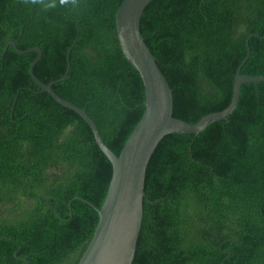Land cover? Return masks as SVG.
I'll list each match as a JSON object with an SVG mask.
<instances>
[{"label": "trees", "instance_id": "trees-1", "mask_svg": "<svg viewBox=\"0 0 264 264\" xmlns=\"http://www.w3.org/2000/svg\"><path fill=\"white\" fill-rule=\"evenodd\" d=\"M122 0H0V264H77L111 164L87 124L28 73L83 109L118 155L143 113L124 57ZM264 76V0H152L140 34L189 124L225 109L234 73ZM69 51L68 61L67 52ZM131 264H264V82L197 135L164 136L148 162Z\"/></svg>", "mask_w": 264, "mask_h": 264}, {"label": "water", "instance_id": "water-1", "mask_svg": "<svg viewBox=\"0 0 264 264\" xmlns=\"http://www.w3.org/2000/svg\"><path fill=\"white\" fill-rule=\"evenodd\" d=\"M151 1L122 0L114 16L120 49L139 74L144 90L142 116L118 155L103 143L94 122L83 109L62 99L52 90V85L67 75L69 64L67 63L62 77L45 84L33 74V67L41 56V50L34 46L20 51L15 47L14 41L7 44L18 53H36L28 68L30 78L40 92L47 93L55 103L73 111L87 124L97 147L111 164V177L100 208L89 204L98 220L77 264H131L142 221L146 168L158 143L169 134L197 135L210 124L225 120L236 108L242 84L264 82V76L240 74L242 65L249 57V39L260 37L253 33L245 41L246 55L235 70L228 106L219 112L205 115L195 124L174 118L171 89L140 34V18ZM68 55L69 51L67 61ZM22 260L27 264L25 258Z\"/></svg>", "mask_w": 264, "mask_h": 264}]
</instances>
